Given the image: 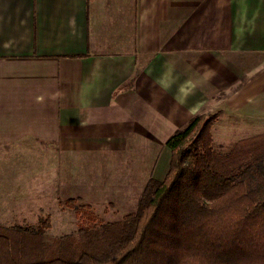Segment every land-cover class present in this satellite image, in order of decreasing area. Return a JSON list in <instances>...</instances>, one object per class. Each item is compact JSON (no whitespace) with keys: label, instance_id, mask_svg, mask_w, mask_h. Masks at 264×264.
Here are the masks:
<instances>
[{"label":"crops","instance_id":"obj_1","mask_svg":"<svg viewBox=\"0 0 264 264\" xmlns=\"http://www.w3.org/2000/svg\"><path fill=\"white\" fill-rule=\"evenodd\" d=\"M202 111L216 116L212 143L264 144V0H0L11 156L54 143L159 159L155 146Z\"/></svg>","mask_w":264,"mask_h":264},{"label":"trees","instance_id":"obj_2","mask_svg":"<svg viewBox=\"0 0 264 264\" xmlns=\"http://www.w3.org/2000/svg\"><path fill=\"white\" fill-rule=\"evenodd\" d=\"M215 114L200 112L165 141L168 169L149 178L134 211L103 222L89 205L66 200L82 220L78 241H42L41 225L3 228L0 264H264V158L235 145L218 154ZM24 233L44 258L16 260L9 235Z\"/></svg>","mask_w":264,"mask_h":264},{"label":"rangeland","instance_id":"obj_3","mask_svg":"<svg viewBox=\"0 0 264 264\" xmlns=\"http://www.w3.org/2000/svg\"><path fill=\"white\" fill-rule=\"evenodd\" d=\"M219 140L217 136L212 143L218 154L235 147L232 143L221 144ZM255 146L258 158H264V144ZM14 148L11 156V151L0 147V180L2 172L16 167L20 170L14 177L5 176L6 179L13 177L18 183L0 185V233L4 232L3 228L14 226L38 227L40 221L46 219L49 226L44 228L42 241L52 247L62 238L67 240L65 236L73 241L79 239L78 224L82 218L74 208L66 205L67 199L74 198L76 206L89 205L103 222L119 221L136 209L149 178L161 180L164 177L169 161L168 148L161 150L160 146H155L159 159H154L156 154L152 159H136L130 150H126V154H113L108 159L106 152L84 157L63 152L54 143L14 145ZM117 154L127 155L128 159L117 157ZM6 234L19 262L46 256L30 246L29 235Z\"/></svg>","mask_w":264,"mask_h":264}]
</instances>
